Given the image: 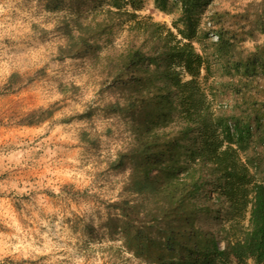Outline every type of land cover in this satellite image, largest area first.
Instances as JSON below:
<instances>
[{
    "label": "rangeland",
    "instance_id": "rangeland-1",
    "mask_svg": "<svg viewBox=\"0 0 264 264\" xmlns=\"http://www.w3.org/2000/svg\"><path fill=\"white\" fill-rule=\"evenodd\" d=\"M249 1L167 0L161 9L155 0H136L134 13L137 20L151 19L164 25L179 39L174 27L183 28L180 19L187 6V16L196 30L194 47L209 62L210 74L201 84L215 112L223 111L232 124L238 120L251 125L250 137L239 156L253 163L251 179L261 180L264 163L257 158L264 144L255 134L253 116L246 118L238 112L237 119L231 118L237 113L232 107L235 95L224 88L229 77L213 48L220 26L235 41V59L247 58L264 40L245 19ZM105 2L35 0L33 5V0H26L30 19L24 23L29 31L21 29L23 34L17 39L3 41V51L24 59H14L9 72L0 76V153L21 152L26 156L20 164L0 162V264H142L105 228L108 218L116 213L112 203L132 199L123 191L129 171L109 166L117 152L128 147L132 123L127 116L103 110L114 95L100 91L92 60L64 57L60 52L68 35L75 34L73 22L81 19L87 23L94 7L99 10ZM214 13L220 16L219 25H215ZM133 23L124 18L105 35L104 53L128 41L139 45L145 39V49L149 47L147 34L128 32ZM181 77L188 79L184 73ZM89 94L92 98L85 103ZM53 97L58 98L52 101ZM215 198L211 196L212 208L219 212L218 217L211 216L202 223L223 248L222 228L231 229L228 237L247 230L249 206L225 219L224 204L219 205Z\"/></svg>",
    "mask_w": 264,
    "mask_h": 264
},
{
    "label": "trees",
    "instance_id": "trees-1",
    "mask_svg": "<svg viewBox=\"0 0 264 264\" xmlns=\"http://www.w3.org/2000/svg\"><path fill=\"white\" fill-rule=\"evenodd\" d=\"M166 1L155 0L161 9ZM94 10L87 23L73 22L75 34L68 35L60 52L92 60L100 91L114 95L103 110L132 123L128 147L109 165L129 171L123 191L132 199L112 203L116 213L106 222L108 234L118 236L142 264H264V169L261 180H252L253 163L239 156L251 125L232 124L223 111H214L201 84L210 74L209 62L194 47L196 30L187 6L183 28L174 27L179 39L151 19L137 20L136 0H106ZM244 16L264 38V0H250ZM124 18L134 22L129 33L147 34L149 47L145 39L139 45L128 41L104 53L105 35ZM219 19L214 13L215 25ZM215 35L214 54L229 77L224 88L235 95L231 106L237 113L231 118L238 112L253 116L255 134L264 144V40L247 58L235 59V41L221 26ZM257 159L264 163V151ZM211 196L224 204L225 219L249 206L247 230L228 237L231 229L222 228L223 248L202 223L219 215Z\"/></svg>",
    "mask_w": 264,
    "mask_h": 264
},
{
    "label": "clouds",
    "instance_id": "clouds-1",
    "mask_svg": "<svg viewBox=\"0 0 264 264\" xmlns=\"http://www.w3.org/2000/svg\"><path fill=\"white\" fill-rule=\"evenodd\" d=\"M26 0H0V76L9 72V64L13 60H22L24 57H13L3 51V41L7 39H17L23 32L29 31V25L24 23L25 19H30V14L25 8ZM35 0H33V5ZM34 10V8H33ZM38 23V21H36ZM23 30V32L21 31ZM58 97H53L54 101ZM91 94L84 97V102L91 100ZM50 101V102H52ZM26 154L21 152H11L8 155L0 153V162L8 160L15 164H20ZM3 251L2 234H0V252Z\"/></svg>",
    "mask_w": 264,
    "mask_h": 264
}]
</instances>
